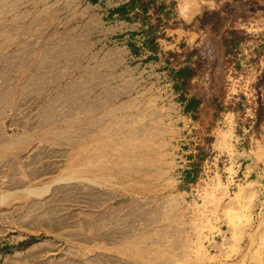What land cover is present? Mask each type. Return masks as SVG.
Returning <instances> with one entry per match:
<instances>
[{
    "label": "rangeland",
    "instance_id": "obj_1",
    "mask_svg": "<svg viewBox=\"0 0 264 264\" xmlns=\"http://www.w3.org/2000/svg\"><path fill=\"white\" fill-rule=\"evenodd\" d=\"M0 264H264V0H0Z\"/></svg>",
    "mask_w": 264,
    "mask_h": 264
},
{
    "label": "trees",
    "instance_id": "obj_2",
    "mask_svg": "<svg viewBox=\"0 0 264 264\" xmlns=\"http://www.w3.org/2000/svg\"><path fill=\"white\" fill-rule=\"evenodd\" d=\"M235 41V37H232L231 39L225 38V46H226V52L231 51L229 48L230 44H232ZM172 78L176 82V86L178 88L182 89L183 91H187L188 87L191 86L193 83V78L196 75V70L190 68V65H182L178 66L174 69H172ZM192 80V81H191ZM200 102H202V99L198 97L197 94H191L185 103V110L190 111L193 119L195 120H201V123L206 124L205 118L201 115V106ZM207 120V119H206ZM206 126V125H205ZM206 131H203L202 129H199V135L205 137Z\"/></svg>",
    "mask_w": 264,
    "mask_h": 264
},
{
    "label": "built area",
    "instance_id": "obj_3",
    "mask_svg": "<svg viewBox=\"0 0 264 264\" xmlns=\"http://www.w3.org/2000/svg\"><path fill=\"white\" fill-rule=\"evenodd\" d=\"M178 108L180 109V111L183 113V115L187 118L188 122L192 123V115L190 112L186 111L184 109V104L183 103H179ZM192 126V125H191ZM193 127V126H192Z\"/></svg>",
    "mask_w": 264,
    "mask_h": 264
},
{
    "label": "crops",
    "instance_id": "obj_4",
    "mask_svg": "<svg viewBox=\"0 0 264 264\" xmlns=\"http://www.w3.org/2000/svg\"><path fill=\"white\" fill-rule=\"evenodd\" d=\"M191 66H192V67H190V68L195 69V68H194V67H195V64H191ZM194 77H195V76H194ZM193 79H194V78H193ZM193 79H192V80H193ZM192 80H191V81H192ZM189 96H190V95H189ZM198 97H199V96H198ZM187 98H188V97H187ZM187 98L180 102V103H183V104H184V109H185V103H186V101H187ZM204 105H205V104H204V102H203V100H202V102H200L201 110H202V109H205ZM188 112H190V111H188Z\"/></svg>",
    "mask_w": 264,
    "mask_h": 264
},
{
    "label": "bare ground",
    "instance_id": "obj_5",
    "mask_svg": "<svg viewBox=\"0 0 264 264\" xmlns=\"http://www.w3.org/2000/svg\"><path fill=\"white\" fill-rule=\"evenodd\" d=\"M184 8V7H183ZM183 8H181L183 10Z\"/></svg>",
    "mask_w": 264,
    "mask_h": 264
}]
</instances>
